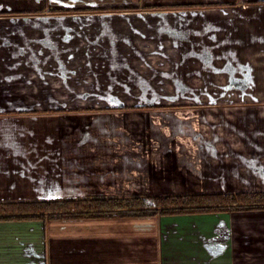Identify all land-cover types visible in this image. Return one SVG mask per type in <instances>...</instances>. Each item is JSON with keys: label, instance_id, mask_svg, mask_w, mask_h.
<instances>
[{"label": "crops", "instance_id": "0c3cea01", "mask_svg": "<svg viewBox=\"0 0 264 264\" xmlns=\"http://www.w3.org/2000/svg\"><path fill=\"white\" fill-rule=\"evenodd\" d=\"M76 1L0 0V201L264 191V0ZM0 264H264V210L1 219Z\"/></svg>", "mask_w": 264, "mask_h": 264}, {"label": "trees", "instance_id": "16d2710c", "mask_svg": "<svg viewBox=\"0 0 264 264\" xmlns=\"http://www.w3.org/2000/svg\"><path fill=\"white\" fill-rule=\"evenodd\" d=\"M219 6L220 2L148 4L147 8ZM91 9L92 7H77ZM62 8H53L61 10ZM137 107V106H127ZM264 210V191L202 192L134 196L49 198L0 201L1 219L146 217L219 211Z\"/></svg>", "mask_w": 264, "mask_h": 264}, {"label": "rangeland", "instance_id": "374dc122", "mask_svg": "<svg viewBox=\"0 0 264 264\" xmlns=\"http://www.w3.org/2000/svg\"><path fill=\"white\" fill-rule=\"evenodd\" d=\"M90 1H93V0H89L88 2H90ZM104 1L107 2L106 0H98L97 2H104ZM85 2L88 3L85 0H77L75 4H83Z\"/></svg>", "mask_w": 264, "mask_h": 264}]
</instances>
